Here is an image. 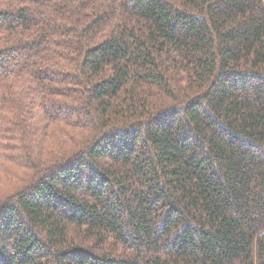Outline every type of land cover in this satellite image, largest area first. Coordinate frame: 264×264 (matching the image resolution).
<instances>
[{"label": "trees", "instance_id": "obj_1", "mask_svg": "<svg viewBox=\"0 0 264 264\" xmlns=\"http://www.w3.org/2000/svg\"><path fill=\"white\" fill-rule=\"evenodd\" d=\"M0 264H264V0H0Z\"/></svg>", "mask_w": 264, "mask_h": 264}]
</instances>
